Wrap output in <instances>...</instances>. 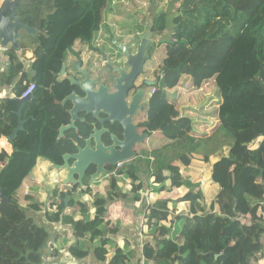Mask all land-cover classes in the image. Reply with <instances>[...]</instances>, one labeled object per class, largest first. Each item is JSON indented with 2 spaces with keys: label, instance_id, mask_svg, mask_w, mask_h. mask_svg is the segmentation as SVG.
I'll return each mask as SVG.
<instances>
[{
  "label": "trees",
  "instance_id": "obj_1",
  "mask_svg": "<svg viewBox=\"0 0 264 264\" xmlns=\"http://www.w3.org/2000/svg\"><path fill=\"white\" fill-rule=\"evenodd\" d=\"M107 8L108 0L20 3L21 20L41 26V30L34 51V76L16 95L20 97L34 82L37 98L24 106L25 128L11 140L13 152L0 151V187L8 197L0 216V264L43 262V248L51 236L35 216L43 202L31 200L22 204L17 193L38 158L62 164L63 155L76 147L74 138L86 137L92 130L91 125L81 124L80 134L73 129L57 141L60 127L68 125L71 119V104L63 105L62 101L73 91H80L59 73L77 40L93 46L96 33L106 20ZM172 22L170 40L150 43V53L162 46L165 51L157 90L149 99L143 122L150 136L159 132L168 143L142 150L140 157L117 170L119 177L127 178L124 183L129 191H122L123 182L110 184L105 190L98 187L95 192L92 185H85L77 193L75 186L67 189L65 202L58 185L52 192L55 203L50 205L47 218L77 227L82 220L75 218L85 217L98 203L99 209L88 221V232L82 234L92 240L100 238L95 255L104 264H123L133 254L137 264H252L264 252V219L259 216V210L264 208V0H181ZM167 23L164 12L150 16L154 38L163 36ZM21 46L25 51L26 45ZM21 67L15 50H10L8 70L1 76L13 80L15 69ZM183 77L190 79L191 86L181 96L215 82V92L220 96L211 115L217 122L216 132L193 136L195 121L182 114L179 97L171 100L170 91L180 85ZM0 106L2 138L18 126L19 103L16 98L6 99ZM221 127L231 133L226 132L225 141H217L216 148H207L214 137L223 136ZM236 133H248L256 142L241 143L239 154L237 150L236 155H222L213 164L212 181L219 190L208 204L201 183L194 179L195 175L188 176L184 171L197 161L207 164L225 143L235 145ZM142 171L151 180L152 197L174 190L183 195L179 200L160 198L150 205L144 230L149 238L141 250L125 253L117 247L110 252L106 247L110 242L108 235L118 233L121 226L107 219V206L119 198L142 201ZM91 195L96 197L93 203ZM76 203L83 205L78 208ZM69 252L71 258L83 259L89 250L75 243Z\"/></svg>",
  "mask_w": 264,
  "mask_h": 264
},
{
  "label": "crops",
  "instance_id": "obj_2",
  "mask_svg": "<svg viewBox=\"0 0 264 264\" xmlns=\"http://www.w3.org/2000/svg\"><path fill=\"white\" fill-rule=\"evenodd\" d=\"M4 1L5 0H0V8L2 7ZM146 4L147 0H108L106 20L101 26L100 30L96 33L95 45H102L104 43L103 40L109 37L124 38L137 35L139 37L140 35H142V33L145 31L144 14ZM21 44L26 45L25 51L22 49ZM36 45L37 42L33 41V39L26 33H23V36L20 40V50L14 49L10 44L5 48L0 45V76L6 70H8L10 50H15V53L19 57L20 63L22 65L21 68H18L17 70L15 69L17 73L14 75L13 80H9L8 76L0 77V105L3 104L6 99L17 98L16 94L21 89H23L27 85V83L30 82L33 78V58ZM74 52H82L85 58H88L90 55H93L92 52L89 51L88 44H84L80 40H77L73 46V50L69 51L67 54L66 63H70L72 62V60H74ZM21 80L24 81L20 82ZM36 98L37 96L34 94V98L31 101H34ZM2 112L3 111L0 106V115L2 114ZM24 118L25 117L23 108V119ZM221 129L224 130L223 127H221ZM7 137L0 138V151L5 150L8 154H11L13 152V146L11 144V140H9ZM222 155H218L216 157L211 156L210 161L207 164H201L198 161L196 163L194 162L190 165V167L185 169L184 172L188 176H191V174L195 175L194 178H196V181L200 183V177L205 172H208L210 184L216 186L218 192L219 186L212 181V167L213 164L217 160H219ZM56 170L57 167L54 163H52V161L40 157L38 158L36 167L31 172L33 176L37 177H40L45 172L50 173L52 177H55V175H57ZM60 173L61 172H59L57 175L58 177L55 178L62 179L63 181L64 178L60 177ZM58 185L59 184H54L53 186H50L52 192L56 187H58ZM59 186H63L64 188H66V190L69 189L64 184H60ZM65 192L66 191L64 190L63 196H65ZM182 195L183 193L176 190L168 192V194L166 195L161 196V194H159L155 197H152L151 193H149L148 196L145 193H142L143 199L142 201H140L139 204L127 201L126 205H124L125 208H122V211H120L119 209L113 210L111 207L108 206L107 219H110L113 222L117 221L121 226V229L118 233L108 235V238L110 239V242L106 245L108 250H110V252H113V250L117 247L122 248L125 253L129 252L131 249H134L135 251L141 250L143 243H145L149 238L148 233L144 231L146 225V215L144 213L145 206L149 205L150 203L154 204V202L160 198L167 197L172 198L173 200H179ZM91 200L92 199L90 198V201ZM80 201L83 202L84 199H81ZM206 202L210 204L212 201L208 202L206 199ZM76 205H78V203H76ZM137 205L139 206L138 208ZM260 210L261 212H264V208ZM67 212L71 213L72 211L67 210ZM95 212L96 211L94 210L90 211L85 217L77 216L75 220L82 221H80L78 226L76 227L71 224H61L50 221L40 211H38V213L35 214L38 223L44 224L51 232L50 239L43 248V262L41 264H104L100 262L95 255V247H97V245L99 244L100 238H95L92 240L89 235L84 236L82 234L88 232V221L95 215ZM182 212H184V209H182ZM170 237L174 236L170 235ZM172 242L177 241L172 240ZM75 243L84 246L85 250H89V253L85 258H75L76 260L71 258L69 248ZM62 250L65 251L64 254L61 253ZM109 257H111V255H109ZM132 257L135 258V255L133 254ZM133 258H128L124 260L123 264H137L136 260H134Z\"/></svg>",
  "mask_w": 264,
  "mask_h": 264
},
{
  "label": "water",
  "instance_id": "obj_3",
  "mask_svg": "<svg viewBox=\"0 0 264 264\" xmlns=\"http://www.w3.org/2000/svg\"><path fill=\"white\" fill-rule=\"evenodd\" d=\"M22 1L23 0H5L0 8V45L3 48L10 44L14 49L20 50V40L23 33L30 36L33 41L37 42L39 39L41 26H32L21 20L19 4ZM152 36L153 29L152 26L149 25L140 37L139 51L137 55L135 58H130L129 64L132 66L130 73H126L122 69L116 70V72H119V76L115 79L116 88L118 89L116 93L110 94L108 92V87L103 84H97V79L91 76L87 68L82 69V78L80 79L68 75L67 63L66 61L63 63L59 75L67 78L71 84L75 85L80 91H73L62 101L63 105L68 103L71 104V108L69 109L71 119L68 125L60 127L57 141H59L66 132L73 129L75 131L78 130V122L86 121L82 114L86 116L91 115L96 118L98 117L99 112H103L108 115L107 120L113 121L114 119H117L125 124L123 116L126 115V113H129L130 117L127 119V128L134 127V125L129 124V120L138 108L136 97L134 96L135 98L133 97L130 105H128L125 96L131 88L129 87L130 82H132L133 78L142 70L148 57L147 48ZM119 47L128 53L126 43H119ZM106 64L113 69V66L110 63L107 62ZM126 74L128 75L126 76ZM148 84L154 86L155 82L151 81L148 82ZM33 98L34 93L24 98H16L19 103V109L17 111L19 123L13 133L7 137L9 140L16 138L18 132L25 128L26 120L23 119V108L25 103L33 100ZM91 126H93V123ZM126 135V143L121 146V149L118 151H110L109 153L106 152V149L99 142L97 128L92 129L84 147L76 140L74 143L75 145H78V151L76 153L64 154L63 165L55 164L57 169L65 172L63 184L65 186L84 187L83 179L91 164L97 165L96 171L91 175L90 182H93L101 175L106 174L108 172V167L116 166L118 163L131 162L137 155L136 151L133 150V145L137 141L134 136H131L130 140H128L130 135H128L127 132ZM146 135L148 134H145L143 137ZM93 140L98 142L94 147L91 146V141ZM137 140H140V138L137 137ZM71 160H73V162H71ZM68 195L69 190L65 192V202H67ZM7 201L8 197L0 187V216L1 210Z\"/></svg>",
  "mask_w": 264,
  "mask_h": 264
},
{
  "label": "flooded vegetation",
  "instance_id": "obj_4",
  "mask_svg": "<svg viewBox=\"0 0 264 264\" xmlns=\"http://www.w3.org/2000/svg\"><path fill=\"white\" fill-rule=\"evenodd\" d=\"M140 37L141 35L139 37L130 36L124 38L109 37L103 40L104 43L100 46L95 45V40L93 46H90L88 44L89 51L93 54L88 58H85L82 52L73 53L74 60H72V62L70 63L67 62V74L80 79L82 78V69L87 68L91 76L97 79V84H103L104 86L108 87V92L110 94L116 93L118 89L116 88L115 79L119 76V72H116V70L122 69L126 73H130L132 69V66L129 64L130 58H135L139 51ZM151 41L152 39L150 40L149 46L147 48L148 57L142 67V70L133 78L132 82H130L129 87L131 88L128 94H126L125 96L128 105H130L133 97H136L138 108L129 120V124L134 125V127L127 128V119L130 117L129 113H126V115L123 116L125 120L124 124L122 121L117 119H114L113 121L107 120L108 115L103 112H99L98 117L96 118L92 117L91 115L86 116L82 114L86 121L80 123L78 122V130L75 131V133L80 134L81 124L91 125L93 123L92 129L97 128L99 142L106 149L107 153H109L110 151H118L121 149V146L126 143L127 132V134L130 135L128 137V140H130L131 136H134L137 141L133 145V150L137 153L136 157H134L133 160L140 157L139 153L144 150L147 140L149 139V137H151L149 132L143 126V122L146 118L149 99L157 90L155 85L157 84V76L161 71L160 61L155 56L156 52H158V48L155 49L153 53H150L149 51ZM121 42L126 43L128 53H126L123 49H120L119 43ZM107 62L113 66V69L107 66ZM127 75L128 74H126V76ZM151 81L155 82L154 86L148 84V82ZM91 132L86 137H82L81 135L77 136L76 138H74L73 143L77 140L78 143L84 147L85 142ZM145 134L148 135L143 137ZM137 137H139L140 140H137ZM97 143L98 142H95L93 140L91 141V146L94 147L95 145H97ZM75 146L76 147L74 150L67 151L66 153H76L78 151V145ZM71 162H73V160H71ZM124 164L126 163H123L121 167H123ZM96 168V164H91L88 167L86 175L83 179L84 187L85 185H92L98 179L102 178L103 175H105L103 174L95 181L90 182L91 175L96 171ZM77 187L80 188L79 186Z\"/></svg>",
  "mask_w": 264,
  "mask_h": 264
},
{
  "label": "rangeland",
  "instance_id": "obj_5",
  "mask_svg": "<svg viewBox=\"0 0 264 264\" xmlns=\"http://www.w3.org/2000/svg\"><path fill=\"white\" fill-rule=\"evenodd\" d=\"M180 1L181 0H147V4L145 5V14H144V22H145V29H147V27L150 25V16L153 13H159L161 11H163L165 14H167L168 17V23H167V27L166 30L163 34V36L156 37V38H151L153 41L159 42L161 39L164 41H168L171 38V32H172V28H173V22H172V18L174 16V13L176 12V10L179 8L180 6ZM132 28V26H131ZM144 33V32H143ZM142 33V34H143ZM158 52H156V57L159 61L162 60V55H164V51L165 48L162 46L160 48H158L157 50ZM190 79L188 77H183V79L180 82V85L178 87H176L175 89L170 91V98L171 100H175L177 99V97H179V109L182 112V114H186L188 116H190L194 121H195V127H194V133L196 137H201L204 135H210L214 132H216L217 128V122H214V118L211 116L216 108V102L217 100L220 98L219 95L216 94L215 90L217 89L215 82L214 81H210L206 86H204V88H202L201 90H195V92L188 94V95H184L181 96L182 93L187 92L190 89L191 83L189 81ZM185 106H187V108H184ZM206 126V129L202 128ZM197 128L199 130H197ZM221 131L223 132V136L220 138H213L212 141L209 142L207 148L210 146V148H216L217 146V141H225L224 136L225 133H231L230 131L224 129ZM205 133V134H204ZM236 137H237V143L233 146H229L227 143H225L224 146L220 147L218 149V151L216 153H214L212 155V157H216L218 155H236L234 154V152L236 153V151L238 150V154H239V146L241 143L244 142H251V143H255V138L251 137L248 133L245 134H238L236 133ZM168 139H166L161 133H157L155 136H151L149 137V139L147 140L146 144H145V148L146 150H153L155 148H160L163 145L167 144ZM233 142V140H232ZM211 143V145H210ZM206 148V149H207ZM203 151V150H202ZM206 151V150H204ZM125 163H129V162H125ZM113 171H116L115 169H113L112 171H109L107 174L103 175L102 178L99 179L98 183H93L92 187H93V191L95 192L98 187H102V190L107 189L108 186H110V184H112V186H115L116 183H120L123 182L121 186L122 187V191H129V187L125 185L124 182H128L126 177H119L120 175H118V173L116 172V174L113 173ZM60 173V177L64 178L65 174L64 171H59L58 169L56 170V173L58 175V173ZM64 174V176H63ZM57 175H55V177H58ZM139 175V174H138ZM140 177L144 183V191L143 193H145L147 196L149 193H151V189H150V184H151V180L147 174L146 171H142L140 173ZM196 180V178H194ZM201 185L203 188V193L205 194V197L207 199L208 202H211L213 200V198L216 197L217 194V188L216 186H213L212 184H210V179H209V173L205 172L201 177ZM122 180V181H121ZM128 184V183H127ZM53 186V185H50ZM61 187L63 192L64 190H66V188H64L63 186H59ZM68 188H73L72 186H66ZM77 193H80V188H76L75 190ZM168 194V192L162 193V195H166ZM81 197V196H80ZM79 197V198H80ZM167 198V197H166ZM83 199V196L79 199L81 200ZM91 201L90 203H93L96 199V197L94 195H91ZM22 204H29V202L27 201H23L20 200ZM129 200L126 199H116L113 202H110L108 204L109 207H111L113 210L114 209H119L120 211H122V208H125L124 205H126V202ZM130 202V201H129ZM53 203H55L53 200L50 203V205H52ZM79 203H82V201H79ZM137 204H139L140 202H136ZM112 204V205H111ZM55 205V204H54ZM83 205V204H82ZM82 205L78 204L76 205V207H81ZM96 207L94 209V211H97L99 209L98 203L95 204ZM111 205V206H110ZM151 203L147 206H145L144 208V213L146 215L147 211L149 210ZM107 206V207H108ZM139 206L137 205V208ZM148 207V208H147ZM259 216L261 218L264 219V212H261V210H259ZM144 218V217H143ZM252 264H264V252L259 253L257 258L254 259L252 261Z\"/></svg>",
  "mask_w": 264,
  "mask_h": 264
},
{
  "label": "built area",
  "instance_id": "obj_6",
  "mask_svg": "<svg viewBox=\"0 0 264 264\" xmlns=\"http://www.w3.org/2000/svg\"><path fill=\"white\" fill-rule=\"evenodd\" d=\"M36 84L32 82L22 93L20 98L27 97L31 94H33L36 90ZM123 163H118V165L115 166V170L113 171L114 174H116L117 170L121 167ZM53 183V184H50ZM54 184H62V179L52 177L50 173H43L40 177L33 176L32 172H30L29 175H27L23 181L22 184L18 190L17 196L20 200L27 201L30 203L31 200L36 201H42V209L41 213L47 217V212L50 210V203L52 202V190L50 189V185ZM21 202V201H20ZM61 253H65V251H61Z\"/></svg>",
  "mask_w": 264,
  "mask_h": 264
},
{
  "label": "bare ground",
  "instance_id": "obj_7",
  "mask_svg": "<svg viewBox=\"0 0 264 264\" xmlns=\"http://www.w3.org/2000/svg\"><path fill=\"white\" fill-rule=\"evenodd\" d=\"M34 15V14H33Z\"/></svg>",
  "mask_w": 264,
  "mask_h": 264
}]
</instances>
